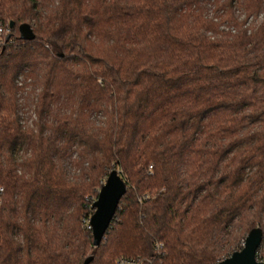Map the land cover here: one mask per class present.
I'll use <instances>...</instances> for the list:
<instances>
[{"label":"trees","instance_id":"trees-1","mask_svg":"<svg viewBox=\"0 0 264 264\" xmlns=\"http://www.w3.org/2000/svg\"><path fill=\"white\" fill-rule=\"evenodd\" d=\"M0 20V264H216L256 227L264 263V0H0Z\"/></svg>","mask_w":264,"mask_h":264},{"label":"water","instance_id":"water-1","mask_svg":"<svg viewBox=\"0 0 264 264\" xmlns=\"http://www.w3.org/2000/svg\"><path fill=\"white\" fill-rule=\"evenodd\" d=\"M9 26L13 27V22H10ZM18 32L22 40H32L35 37L32 28L26 23L18 26ZM6 38L8 39L9 35ZM125 191L126 186L119 170L112 168L91 204L93 212L89 216L88 223L93 238V246L97 247L100 244ZM262 239L263 233L260 228L256 227L250 230L245 236L242 248L232 252L216 264H264L256 257ZM83 264H89V260Z\"/></svg>","mask_w":264,"mask_h":264},{"label":"built area","instance_id":"built-area-1","mask_svg":"<svg viewBox=\"0 0 264 264\" xmlns=\"http://www.w3.org/2000/svg\"><path fill=\"white\" fill-rule=\"evenodd\" d=\"M10 32V26L4 24L0 20V47L5 44L7 41V36ZM93 202V201H92ZM89 219V218H88ZM88 219L86 220V225L90 228ZM161 245L156 243L155 250L157 254H160ZM155 257H145V256H136V257H120L117 259V264H154Z\"/></svg>","mask_w":264,"mask_h":264},{"label":"rangeland","instance_id":"rangeland-1","mask_svg":"<svg viewBox=\"0 0 264 264\" xmlns=\"http://www.w3.org/2000/svg\"><path fill=\"white\" fill-rule=\"evenodd\" d=\"M95 200V199H94Z\"/></svg>","mask_w":264,"mask_h":264}]
</instances>
